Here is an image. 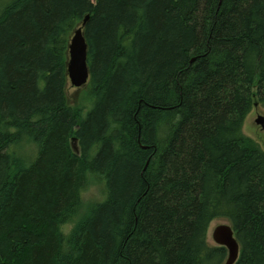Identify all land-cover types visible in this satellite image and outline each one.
I'll use <instances>...</instances> for the list:
<instances>
[{"label": "trees", "instance_id": "obj_1", "mask_svg": "<svg viewBox=\"0 0 264 264\" xmlns=\"http://www.w3.org/2000/svg\"><path fill=\"white\" fill-rule=\"evenodd\" d=\"M0 6V264H225L217 220L235 264H264V150L243 132L264 108V0ZM87 15L83 108L67 63Z\"/></svg>", "mask_w": 264, "mask_h": 264}, {"label": "water", "instance_id": "obj_2", "mask_svg": "<svg viewBox=\"0 0 264 264\" xmlns=\"http://www.w3.org/2000/svg\"><path fill=\"white\" fill-rule=\"evenodd\" d=\"M90 16L87 15L82 25L74 31L73 38L69 46L67 74L71 84L76 88L87 85L90 79V71L87 63L88 45L84 36V28L86 27ZM264 127V118L257 120ZM71 147L75 153L79 152L78 139L71 140ZM214 240L219 246L228 249L229 257L225 264H235L239 258L240 247L234 236V231L229 225H222L216 228L213 234Z\"/></svg>", "mask_w": 264, "mask_h": 264}, {"label": "rangeland", "instance_id": "obj_3", "mask_svg": "<svg viewBox=\"0 0 264 264\" xmlns=\"http://www.w3.org/2000/svg\"><path fill=\"white\" fill-rule=\"evenodd\" d=\"M92 1L95 2V0ZM85 92L86 93L88 92V86H85L82 89H76L74 86L71 85V82L69 80L67 87V96L69 103L72 106H76V107L81 106L83 108L84 106L85 107L87 106L89 102H87L86 100V97L84 95ZM259 117H264L263 107H257L253 109V111L249 114V116L245 120L243 126V132L246 136L251 138L259 147H261L264 150V127H262L261 123L257 122ZM104 195L105 192H104L103 182L99 181L98 179H92L89 188L83 194L85 210L87 207H90L91 205L98 203L99 201H102L104 199ZM221 225H229V223L225 220H217L211 223L208 231V242L210 245L213 246L216 245L213 234L216 228Z\"/></svg>", "mask_w": 264, "mask_h": 264}, {"label": "bare ground", "instance_id": "obj_4", "mask_svg": "<svg viewBox=\"0 0 264 264\" xmlns=\"http://www.w3.org/2000/svg\"><path fill=\"white\" fill-rule=\"evenodd\" d=\"M81 25H82V24H81ZM81 25H80V26H81ZM80 26H79V27H80ZM79 27H78V28H79ZM73 35H74V33H73ZM72 38H73V36H72ZM70 43H71V42H70ZM69 46H70V44H69Z\"/></svg>", "mask_w": 264, "mask_h": 264}]
</instances>
